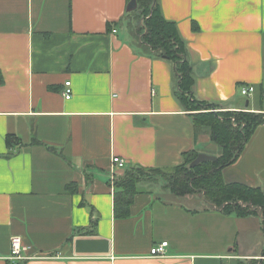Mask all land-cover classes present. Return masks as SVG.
Wrapping results in <instances>:
<instances>
[{
	"label": "crops",
	"instance_id": "0c3cea01",
	"mask_svg": "<svg viewBox=\"0 0 264 264\" xmlns=\"http://www.w3.org/2000/svg\"><path fill=\"white\" fill-rule=\"evenodd\" d=\"M127 1L0 0V264H244L264 255L260 213L225 214L198 190L156 195L141 183L129 216H113V156L167 169L185 151H218L174 96L171 63L132 43ZM160 5L186 41L194 96L264 109L254 100L264 87V0ZM7 133L25 143L9 155ZM223 169L225 181L264 191V124ZM91 220L92 232L79 230ZM12 235L30 247L26 259H6ZM165 240V257L149 255Z\"/></svg>",
	"mask_w": 264,
	"mask_h": 264
},
{
	"label": "trees",
	"instance_id": "16d2710c",
	"mask_svg": "<svg viewBox=\"0 0 264 264\" xmlns=\"http://www.w3.org/2000/svg\"><path fill=\"white\" fill-rule=\"evenodd\" d=\"M128 0L127 2H129ZM136 6L130 11L132 28L140 52L169 61L173 68L175 88L173 94L182 107L189 112L195 134L205 131L220 151L214 161H203L191 167L190 163L199 153L191 149L183 153L184 161L171 168H149L140 165H126L121 174L113 179V216H129L130 204L135 194L140 192L143 182L164 180L163 186L175 195H183L198 190L203 192L207 202L225 214L244 217L258 214L262 218L264 237V191L238 181L227 182L222 169L236 161L258 126L264 124V109L254 110H216L220 103L197 99L192 91L194 76L192 64L188 59L186 41L179 32L176 21L167 19L161 9L160 0H135ZM134 23V24H133ZM111 27V24H108ZM259 104L264 102V87L260 84L256 93ZM5 142L9 155L23 147L21 139L7 133ZM31 143H40L34 140ZM49 150L55 151L52 146ZM67 190H77L74 182L67 184ZM82 232H92L95 220ZM239 264L243 261L238 260ZM249 264H264L258 258H252ZM20 264H25L24 262Z\"/></svg>",
	"mask_w": 264,
	"mask_h": 264
},
{
	"label": "built area",
	"instance_id": "2783aa9c",
	"mask_svg": "<svg viewBox=\"0 0 264 264\" xmlns=\"http://www.w3.org/2000/svg\"><path fill=\"white\" fill-rule=\"evenodd\" d=\"M112 32H115V29H112ZM239 92L241 95L249 97L254 92V87L252 85H242L239 87ZM62 94L65 99H69L71 97L70 81L65 82V89ZM111 166L113 171L111 174V180L113 181L115 176L114 172L116 171V169H123L126 166L125 159L118 156H113L111 159ZM167 245L168 241L166 240L152 245L149 249V255H151L152 257H165ZM29 249L30 247L28 245H24L22 243V239L20 236L12 235L10 238V251L6 259L11 262H15L16 260H24L27 258L25 252Z\"/></svg>",
	"mask_w": 264,
	"mask_h": 264
},
{
	"label": "rangeland",
	"instance_id": "374dc122",
	"mask_svg": "<svg viewBox=\"0 0 264 264\" xmlns=\"http://www.w3.org/2000/svg\"><path fill=\"white\" fill-rule=\"evenodd\" d=\"M133 19L136 20V18L134 16L132 17V12H131V14L130 13H127V16H126V25H127L128 29H129L130 39L132 41L136 42L135 30H133V28H132L133 26L131 24V22L134 21ZM242 98L245 99L244 97H242ZM257 99H258V96L256 95V97H254V100H257ZM219 107H220V109H216V110H228V109H226V106H224V105H220ZM219 153H220V151L218 150L217 151V154H219ZM217 154H213V155H217ZM238 158H239V156H238ZM237 159H236V161H237ZM233 170L236 171V168L233 167ZM222 171L225 172V169H222ZM260 174H261L262 177H264V170H262ZM143 183H144V184H142L143 187H147V188L152 189V191L156 195L161 194V193L164 192V188H163L164 187L163 186L164 180H162V179H159V180H156V181L143 182ZM142 189H145V188H142ZM258 259L264 262V255H262L261 258H258ZM249 261H250V259L245 260L244 261V264H249L248 263Z\"/></svg>",
	"mask_w": 264,
	"mask_h": 264
},
{
	"label": "water",
	"instance_id": "95a60500",
	"mask_svg": "<svg viewBox=\"0 0 264 264\" xmlns=\"http://www.w3.org/2000/svg\"><path fill=\"white\" fill-rule=\"evenodd\" d=\"M135 6H136L135 0H130L127 4V10L131 11L135 8ZM216 158L217 155H213L205 152H199L196 158L190 163V166L193 167L203 161H214L216 160Z\"/></svg>",
	"mask_w": 264,
	"mask_h": 264
}]
</instances>
